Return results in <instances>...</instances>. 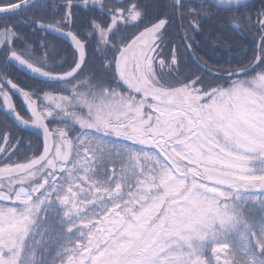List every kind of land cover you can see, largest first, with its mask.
<instances>
[{
  "label": "snow or ice",
  "instance_id": "1",
  "mask_svg": "<svg viewBox=\"0 0 264 264\" xmlns=\"http://www.w3.org/2000/svg\"><path fill=\"white\" fill-rule=\"evenodd\" d=\"M0 110V264H264V0H0Z\"/></svg>",
  "mask_w": 264,
  "mask_h": 264
},
{
  "label": "trees",
  "instance_id": "2",
  "mask_svg": "<svg viewBox=\"0 0 264 264\" xmlns=\"http://www.w3.org/2000/svg\"><path fill=\"white\" fill-rule=\"evenodd\" d=\"M254 2L259 3V0H254ZM197 3V1L192 2ZM218 21L211 20V21H202L203 24V34L202 36H199V46L196 47V53L199 57H201L203 60L207 61L208 63L217 62V61H225L229 59H236L237 58V52L233 51L232 49H237L238 46L242 45L245 50H250L253 46V36L247 35L243 38L238 37L234 34H230L228 32V29L225 28L224 32H220L217 30ZM174 29L176 26L173 27ZM176 30V29H175ZM50 39H52L50 37ZM57 43L59 41H54ZM177 42L179 40L177 39ZM225 45H228V47H225ZM59 46V45H58ZM63 46L62 44L60 45ZM187 61H192L190 56L188 55L186 57ZM191 68V67H188ZM11 78L19 83L21 87H24L26 90H28L30 87L36 86L33 79L27 77L20 71H11ZM15 103L17 105L16 99ZM0 112V130H2L5 126L11 128L12 123L11 121H4L3 115Z\"/></svg>",
  "mask_w": 264,
  "mask_h": 264
},
{
  "label": "flooded vegetation",
  "instance_id": "3",
  "mask_svg": "<svg viewBox=\"0 0 264 264\" xmlns=\"http://www.w3.org/2000/svg\"><path fill=\"white\" fill-rule=\"evenodd\" d=\"M158 2L159 3H166L167 0H158ZM189 2L192 4V6H195L196 5V3H192V2H195V1H190L189 0ZM175 29L173 28L172 29V32L176 35V38L179 40L180 28H179V26H176ZM202 34H203V31H201L200 33L196 34L195 39L196 40H199V36H202ZM58 45L60 46L61 43L58 42ZM190 58H191V56H190ZM191 60H192V58H191ZM223 62L224 61H217V62H212V63H208V64L210 66H213V67H219L221 64H223ZM192 66H193L192 61L191 62L190 61H187V67H192ZM224 66L227 67V65H224ZM15 99H16V102H17L18 110L23 109L25 107V105H24V102L22 100V97H20L19 94H16V95L13 96L14 103H15ZM0 112H2L1 114L3 115V110H0ZM18 134L20 136L25 137V138H31L33 140H36V137L35 136H30V134L27 131H20Z\"/></svg>",
  "mask_w": 264,
  "mask_h": 264
},
{
  "label": "water",
  "instance_id": "4",
  "mask_svg": "<svg viewBox=\"0 0 264 264\" xmlns=\"http://www.w3.org/2000/svg\"><path fill=\"white\" fill-rule=\"evenodd\" d=\"M20 71H21V72H23L24 74H26V75H28V76L32 77V76H31V74H30V73H28L26 70L20 69Z\"/></svg>",
  "mask_w": 264,
  "mask_h": 264
}]
</instances>
